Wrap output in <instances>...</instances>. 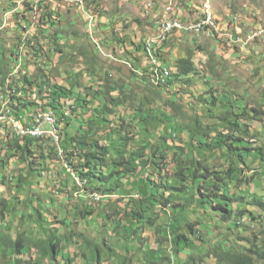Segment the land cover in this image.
I'll list each match as a JSON object with an SVG mask.
<instances>
[{"label": "rangeland", "instance_id": "rangeland-1", "mask_svg": "<svg viewBox=\"0 0 264 264\" xmlns=\"http://www.w3.org/2000/svg\"><path fill=\"white\" fill-rule=\"evenodd\" d=\"M170 3L173 5L171 8L175 16L181 13V18H178L186 20L185 22L196 18V10L203 4H208L207 16H215L220 26L225 24L229 34L240 39L233 43L218 37L197 38L191 34H182L181 37L178 34V41L170 38L172 46L166 48L161 46L164 51L163 57H167L166 52H169L172 61L184 55L191 57L200 70L198 76L188 79L191 83L185 89L188 92H183L186 95L183 96V93L178 91V85L172 89L177 95L176 101L178 96L182 98L183 107L181 106L179 113L153 99L151 91L147 89L152 87L147 86L149 85L145 81L147 79L140 76L144 68L137 63L142 60V50L137 53L138 50L135 48L144 40L158 34L160 31L158 21ZM164 16L165 19L169 17L168 14ZM258 31L264 34V0H0V97L9 99V106L15 109L21 104L26 105L27 102H42L36 93L28 98L19 94L15 96L14 90L24 81L25 72L31 78L45 74V79L52 84L64 85L74 91L75 87L71 88L68 82V78L71 79L72 83L81 87H77L76 93L83 95L84 99L88 95L91 101L88 103H92L90 109L93 112H90L93 116L88 114L85 119L99 123L103 128L102 132H106V135L104 133V136L99 138H102L101 145L108 150L109 163L111 160L114 161V157L120 158L122 152H140L146 143L161 146L166 152L170 146L183 143L186 139L184 126L188 120L187 115H193L189 108L195 103L193 95L213 91L223 96L228 95L230 101L228 106L236 101V107L232 109L235 113L242 111V105L246 106L245 119L236 120L241 126L239 130H243L245 122L248 126L247 132L241 135L251 149L243 152L242 158L249 161L255 150L259 155L258 159L264 162V154L261 156L257 151L259 148L264 150V37L257 35L259 40L253 38ZM245 42L248 43L246 46ZM57 48H60L62 53L57 52ZM162 56L163 64L168 62V59L164 61ZM122 62H126V66L133 69L135 74H130V70L122 65ZM169 65L165 66L170 70ZM103 78L113 83L124 82L123 85L127 84L134 96L138 95L140 98L149 96V101L153 105L156 102L157 107L163 104L164 113L168 114L167 118L159 116L161 123L155 130L141 117V114H146L147 107L136 111L131 118L125 115L128 108H116L108 96L107 99L102 96L96 99L93 97V89L99 84L100 86L108 84L99 81ZM76 93L73 92L74 97H77ZM104 101L112 110V115L104 116L94 112L97 108H102L100 104ZM153 105L149 104L148 108ZM65 111L70 112L69 109ZM171 118L174 119L176 126L179 123L183 129L180 130L178 127L179 131L174 132V138L167 136L166 131ZM66 120L68 118L63 121ZM89 120H82L81 123L88 124ZM121 125L128 128L124 133L120 132ZM43 129L47 130L48 126H44ZM85 129L81 127L82 131ZM149 133L156 134L157 139H148L146 135ZM164 134L167 139L162 142L161 137ZM62 138L65 139V136L62 135ZM3 141L4 139L0 138V145ZM1 150L5 157L0 162V176L5 178V183L2 185L0 181V239L9 240L10 237L13 239L18 234H24L23 239L29 238L31 241L30 251L22 259L13 257L12 261L6 249L0 248V264H12L14 260H21L20 264H51L48 259L44 260L39 256L47 237L46 230L58 232L62 246L67 250H62L64 253L59 254L61 257L59 264L67 262L111 264L112 260L119 263L122 260L120 256L124 246L133 247L137 251L133 250L130 255L127 254L129 257L127 264H148L156 258L163 259L167 254L171 256L169 240L165 244L157 239L162 240L164 235L172 239L173 226L180 218L183 221L199 222L203 226L200 227L202 232L199 234L202 239L200 253H208L214 244L220 243L226 249L229 248L230 253L236 255L241 253L250 256L248 249L252 248L258 253L254 254L253 263L264 264V212L250 205H233L236 209L249 210L255 219L234 217L228 221L222 217V213L211 209L197 214L190 211L187 215V212L179 211L183 210L181 207H175L179 210L162 205L152 207L148 205L152 190L149 188L142 191L140 179L147 180L151 174L153 175L149 176L151 180H157L159 177L155 176L157 171H153V167H143L141 161L145 160L143 158L131 180L124 183L122 182L124 179L116 181L115 177L109 184L114 189L119 182L130 194L122 196L108 192L107 198L97 202L89 197H83L80 193L74 194L71 198L68 192L62 191L59 187L64 184L66 177L63 170L52 174L44 173L41 178L30 175L24 185L20 184L18 180L27 174V169L16 158L9 157L4 147ZM168 154L166 169L161 174L169 178L173 164ZM188 156H191L190 153ZM215 157V155L212 157L214 164L219 159V156L218 159ZM157 163L158 166H162L161 162ZM227 163H222L223 169ZM261 165L262 163L255 164L251 170L243 165L245 173L253 175L246 188L236 190L242 196H246V202L251 200L249 194L257 193L258 197L264 196V171L261 172L263 170ZM53 166L57 167L55 163ZM101 186L107 187L106 183H102ZM230 187L233 188V185ZM160 193L167 198V191L160 189ZM186 197L177 198L181 201L180 205L186 201ZM3 201L6 205H3ZM141 205L144 209L143 220L137 223L134 218L128 216H131L132 210H139ZM89 206L93 209V215L83 216V210ZM2 208L4 213L1 212ZM148 220H152V223L148 224ZM134 230L137 232L135 239L126 238ZM137 239H141L142 242ZM94 247L100 252L99 262L93 259ZM147 250L150 252L146 253ZM2 252L8 256L3 257ZM220 252V249H217V253ZM116 253H119V256ZM180 258H185V255H181ZM182 260L184 259L177 261L180 263ZM197 264H215L214 254L212 258H205ZM223 264L231 262L225 261Z\"/></svg>", "mask_w": 264, "mask_h": 264}, {"label": "trees", "instance_id": "trees-1", "mask_svg": "<svg viewBox=\"0 0 264 264\" xmlns=\"http://www.w3.org/2000/svg\"><path fill=\"white\" fill-rule=\"evenodd\" d=\"M55 45H57V41L55 42ZM142 45L143 43L136 46V49L139 50ZM169 45L170 44H167V41H165L163 47H167ZM56 51L62 53L60 48H57ZM160 61H162V59L159 55V62ZM174 68L175 72L171 75V79H169L166 84H162L158 87L151 86L149 81L144 79L146 78L145 75L143 76V79L147 82V84H149L147 86L152 87L147 89L151 91L154 100H157V102L160 101V103L169 106L167 108H171L173 111L179 113L181 106L183 105L182 98L181 96H178L176 101L177 95L172 89L178 85V91H181L180 93L188 92V90H185L191 83L188 79L198 76L200 70L191 57L184 56L175 60ZM211 71L213 72L212 67ZM147 72L148 71L145 70L144 73ZM25 75L24 81H22L19 85V91L24 92L23 96L28 98L33 91H37L36 95L40 96L41 100H43L42 98L47 99L46 101L44 99V106L49 107V109L52 110L57 117L63 119L64 114L62 113L63 105H61V100L69 99L72 96V93L74 91L76 92V88L78 86L81 88L80 85H75V83H72L71 79L68 78L70 87H75L74 91H72L67 86L65 87L64 85L52 84L47 78L45 79V74L33 76L32 78L28 77L26 72ZM99 81H103V83L107 82L108 84H106V86H100L101 84H99L96 88H92L94 90L93 97L98 99L99 96H102L104 99H107L108 96L111 104L116 106L118 109L129 105L130 110L127 112L128 117L132 118L136 111H140L143 107H147L148 110L146 111V114H141V117L144 122L151 124L150 126H152L155 130L161 123L159 116L162 115L167 118L168 114L164 113L163 104L162 106L157 107L156 102H154L153 105V103L149 101V96H146L145 98H140L138 95L134 96L133 91L128 89L127 84L123 85L124 82H122V84H119L118 82L113 83L106 78ZM43 86L48 87V96H41V89H43ZM114 93L116 94L114 95ZM165 94H167V96ZM182 95L184 96L186 93H183ZM193 97L195 99V103L194 105L189 106L190 110L193 111V115H187L188 120L185 118V120H187L186 125L184 126L186 139L183 143H178L177 146H170L166 149L168 150L167 152L163 151L161 146H159L164 153H162L158 146H151L146 143L145 146L141 148L140 152H122L120 158L114 157V161L111 160L109 163L107 162L108 150L105 146L101 145L102 138H99L101 136L103 137L104 133L106 135V132H102L103 128L101 125L93 120H89L88 124L86 123L84 125L81 123V119L84 120L85 116L88 114L93 116V113L90 112L92 111L90 109V107H92V103H88V101L91 102L88 95L85 99L82 96L79 97L78 99L80 100V103L77 100H75V103L78 105L80 112L77 114L75 113L77 110H73L74 114L79 117L77 116L78 118L72 121L73 126L70 124H61L62 134L60 148L62 150V154L65 156V160L70 171L80 180V182H83V185L81 188H78L75 179L66 173L65 182L64 184H61L59 188L62 191L68 192L71 198L73 197L72 194L78 191V189L83 190L85 195H88L89 193L105 194L108 192L110 194L115 193L118 195L130 194L129 191L125 190L124 185L119 182H117L115 185L116 188L114 189L111 188L109 184L115 177L117 178L116 181L120 178L124 179L122 180L124 183L131 180L133 178L134 171L137 170V166H135L136 162H139V160L143 158L145 159L141 160L143 161V167H153V171H157L155 176L159 177L157 180H151V178H149V176L152 175L151 174L148 175L146 178L147 180L140 179L141 189H143L142 191H146L149 188L152 190L151 193L153 196L151 197L148 205L167 206L171 204V209L175 210V207H181L183 210H176L185 211L187 212V215L190 211L197 214L200 211L203 213L204 210L206 211L211 209L215 212L222 213V217L228 221L234 217L240 219L242 217H249L254 220L255 218L249 210H242L240 208L236 209L233 206L250 205L261 212H264V196L258 197L257 193H252L249 194V198L251 199L250 202H246V196H242L240 192L236 191L239 188H246L253 179V175L249 176L245 173L243 165H246V167L251 170V167L255 164L262 163L261 166H263V170H261V172L264 171V162L262 159H258L259 155L255 150V154H253L249 161L242 158L243 152H248L249 149H251L249 145L246 144L245 138L241 135V133L247 132L248 126L247 122H245L243 125L244 128L246 127V130H244V128L243 130H239L241 126L237 124L236 120L245 119L244 115L246 113V106L242 105V111L240 113H235L232 109H235L237 102L234 101L230 106H228L230 103L229 96H223L222 94L213 91L202 92L193 95ZM224 100L225 102H223ZM149 104H152L156 111H154L153 106H149V109ZM100 105L102 108H97L94 112H99L104 116L113 114L112 110L108 108L106 101ZM30 107H33V104H30ZM149 110L151 111L148 112ZM61 122L62 120L60 123ZM174 122V119L171 118L166 128L167 136L172 138L175 137L174 132L179 131L178 127L180 130L182 129L179 123H177L176 126ZM81 127L86 129L82 131ZM97 129L99 130L96 131ZM119 129L120 132L124 133V131L128 128L121 125ZM68 130H70V132ZM62 135L65 136V139L62 138ZM146 137H148V139H157L156 134L149 133ZM166 139L167 137L164 134L161 137V141L164 142ZM6 147L9 157L16 158L27 169V174L24 177L21 176L18 180L20 184L23 183L24 185L30 175H36V177H38L41 174V171H46L48 173L59 171V158L54 147H50L49 151L44 149L38 151L35 148V142L32 140L19 141L14 139H9ZM257 151L261 153V156L262 153L264 154V150L262 148L257 149ZM189 153L191 156H188ZM218 153L223 154L218 155ZM167 154L171 156L170 161L173 164L171 169L172 173L169 178L168 176H163L161 174V172L166 169L165 166L167 165V160L169 159L166 157ZM214 155L216 156L215 159H218L217 156H219L217 163L220 165L213 163L212 157ZM159 156H161L160 159ZM157 162H161L162 166H158ZM223 162H228L225 169L222 168ZM53 163H57V167L53 166ZM0 179L1 183L4 184L5 178ZM68 179L70 181H68ZM102 183H106L107 187H102ZM230 185H233V188H231ZM160 189L168 191L169 196L164 198L160 193ZM186 195H189V197H186ZM178 197H186V201L180 205L179 203L181 201L177 200ZM142 205L139 210H132L130 214L131 216H128L129 218H134L137 223H140L143 220L144 209H142ZM1 212L4 213V209H1ZM92 212L93 209L89 206V208H85L83 210L82 215L90 216ZM147 223L151 224L152 220H148ZM175 225L173 226L174 236L172 243L175 246L176 252H184L193 245V243L189 241L188 234L193 236L196 234L197 230L193 229V226L197 225V222L192 223L188 220L183 221L180 218V221L175 223ZM46 231L47 237L42 244L39 256L41 259H48L51 264H59V254L64 253L62 251L64 248L60 244L59 234L53 230ZM23 235L24 234H18L13 239L10 237L9 240L0 239V248L4 247L6 249L9 256L12 257V261L13 257H21L20 259H22L30 251L29 244L31 240L29 238L23 239ZM130 235L131 233L127 237ZM138 241L142 242L141 239H138ZM146 244L147 243L144 244V248H146ZM38 245L41 244L38 243ZM218 246L219 244L214 247L216 248ZM218 249H220L221 252L217 253V249L215 250V264H223L225 261H230L231 264H254L253 256H255L254 254H258L252 248L248 249V252L251 253L250 256L243 255L241 253L237 255L230 253V250H224L222 245ZM122 250L123 251L120 256L122 260L119 263L117 262V264H127V259H129L127 254L130 255L131 250L133 251L134 248L124 246L122 247ZM149 252V250L146 251V253ZM7 253L2 252L1 255H3V257H7ZM99 256L94 255V261L99 262ZM63 257H65V255H63ZM189 259H191V256ZM192 260L195 262L194 258H192ZM20 263L21 260H14L12 264Z\"/></svg>", "mask_w": 264, "mask_h": 264}, {"label": "clouds", "instance_id": "clouds-1", "mask_svg": "<svg viewBox=\"0 0 264 264\" xmlns=\"http://www.w3.org/2000/svg\"><path fill=\"white\" fill-rule=\"evenodd\" d=\"M204 5L205 4H203L202 5V7L201 8H198L196 11V18H194V19H189V20H192V21H195V22H197V21H200V20H202L203 18H205L206 16V13H204V10H205V8H204ZM180 14L181 13H179L178 15L180 16ZM211 15V14H210ZM181 17V16H180ZM212 17V19H213V21H214V24H215V28H217L216 29V31L214 32L213 30H212V33H213V35H211V36H207V37H211V38H215V37H218V38H223L225 41L226 40H229V41H231V42H233V43H237L238 41H240V39L239 38H234L231 34H229V29H228V27H226L225 26V24H222L221 26L219 25V23L217 22V19H216V17L215 16H211ZM160 21V20H159ZM158 21V22H159ZM183 21H185V20H183ZM218 21H219V19H218ZM217 30H218V32H217ZM217 33H222L223 35L222 36H219ZM258 33H259V31H258ZM175 34H179V35H181V37H182V34H191L193 37L195 36V35H193L192 33H187V32H183V31H179V32H175V33H173L171 36H173V35H175ZM171 36H169V38L171 37ZM202 36H206V35H202ZM259 36H261V38H263L264 37V34H262V35H259ZM195 37H197V36H195ZM199 37V36H198ZM197 37V38H198ZM169 38L166 40V41H168L169 40ZM253 38H258V37H256V36H254ZM260 38H258V40H259ZM144 42H145V40L142 42L143 43V45H144ZM248 43H246L245 42V46L247 45ZM143 45H142V47H141V50H142V58H143V61H144V64H143V68H144V71L142 72V74L140 75V76H144L145 75V77H146V79L149 81V84L151 85V86H153V87H158V86H160V85H158V84H154L152 81H151V69H150V66H149V64H148V62H147V60H146V57H145V54H144V51H143ZM163 46V45H162ZM244 46V47H245ZM136 47V46H135ZM138 50V49H137ZM162 50V48L160 49V51ZM139 51V50H138ZM159 55H161V52H159ZM184 57H186V56H184ZM158 60H159V57H158ZM194 61V60H193ZM162 61H160L159 62V66L160 67H164V68H166V66H164V64L163 63H161ZM126 62H122V65H124L125 67H127L126 66ZM163 64V65H162ZM128 68V67H127ZM129 70H130V74L131 73H133V75L135 74L134 73V71H133V69H131V68H128ZM145 70H147L148 72L147 73H144L145 72ZM166 70L168 71V74H169V76H168V78H167V82L169 81V79H171V75L175 72V68H174V64H173V66L172 67H170V70L169 69H167L166 68ZM166 82V83H167ZM165 83V84H166ZM19 86H18V88L16 89V90H14V94H15V96H17L18 94L19 95H23L24 94V92L23 91H19ZM26 88V87H25ZM43 89H44V91L42 92L44 95L43 96H48V93H49V90H48V87L47 86H43ZM43 89H41V91L43 90ZM77 89V88H76ZM35 93H37V91H33V93L32 94H35ZM76 93V92H75ZM28 94H29V92H28ZM77 94V97L79 98V97H81V96H83V95H81V94H78V93H76ZM29 97H31L30 95H29ZM77 97H74V95H73V93H72V96L69 98V99H63V100H61V105H63V108H62V113L64 114V118L63 119H61V118H59V117H57L56 116V114L52 111V110H50L49 109V107H47V106H44V104H43V102H44V99L45 98H42L43 100H41L42 102H33V101H31V102H27V104L25 105V104H21V106L19 107V108H17V109H15V108H12V107H10L9 106V99H7V98H3V97H0V117L1 118H3L2 119V121H0V138L1 139H4V141H3V144H1L0 145V162L2 161V159L5 157V156H3V154H2V148L4 147L5 148V152H7L8 153V150H7V147H6V144H7V141L9 140V139H14V140H19V141H21V140H32V141H34L35 142V148H36V150H41V149H44V150H48L49 151V148L50 147H54L55 148V150H56V152H57V155H58V163H60V168H59V170H63L64 172H65V174L67 173V174H69L70 175V177H73L74 179H75V182H76V185H77V187L78 188H81L82 187V185H83V182H80V180L70 171V169H69V167L67 166V162H66V160H65V156L62 154V150H61V148H60V141H61V134H62V131H61V129H62V127H61V124H70V125H72L73 124V120H75L76 118H78L79 116L78 115H76V114H74V112H73V110L74 109H76L77 110V112H75V113H79L80 112V110H79V107H78V105H76V103H75V100H77V101H79V103H80V100L77 98ZM77 98V99H76ZM47 99H45V101H46ZM30 104H33V107H30ZM80 106V105H79ZM18 107V106H17ZM125 109L126 108H128L127 109V112L130 110L129 109V107H124ZM65 109H69L70 110V112H66L65 111ZM127 112L125 113V115L127 114ZM48 113H50V115L51 116H53V118H54V121H55V127H56V130H57V135H58V144L57 145H55L54 143H53V140L50 138V136L48 135V133H49V131H51V127L48 125V124H46V123H42V117L45 115V114H48ZM78 116V117H77ZM81 116V115H80ZM92 117V116H91ZM124 117V116H123ZM65 118H68V120H66V122H64L63 120L65 119ZM17 121V122H19L21 125H23V126H26V127H29L30 129H34V128H36V127H38L39 128V131L41 132L37 137H20V136H17L14 132H13V130L11 129V121ZM62 120V122L60 123V121ZM83 119H81V121H82ZM84 120H89V119H85L84 118ZM78 121V120H77ZM125 121V120H124ZM44 126H48V129L47 130H44L43 129V127ZM73 126V125H72ZM144 147V146H143ZM142 147V148H143ZM252 147V146H251ZM141 160V159H140ZM139 160V162H136V164H135V166H137V169H138V166L140 165V163H141V161ZM57 164V163H56ZM25 167V166H24ZM41 171V170H40ZM44 173H48V172H46V171H41V174L38 176V178H41L43 175H44ZM48 174H52V173H48ZM26 175V174H25ZM0 178H4L3 176H0ZM2 184V183H1ZM3 185V184H2ZM165 191V190H164ZM168 192V191H167ZM76 193H80L83 197H89V198H91L92 200H94V201H100L101 199H103V198H107L108 197V195L105 193V194H101V193H89L88 195H85V193H84V191L83 190H80V189H78V191H76V192H74V194H76ZM74 194H72V196L74 195ZM128 195V194H127ZM151 195V194H150ZM123 196V195H122ZM129 196H132V195H129ZM153 196V195H152ZM152 196H149V200H148V204H149V202H150V199H151V197ZM168 196H169V192H168ZM167 196V197H168ZM109 197L111 198V195L109 194ZM82 202H85V201H82ZM3 205H6L5 203H4V201H3ZM171 205V204H170ZM170 205H167V206H163V207H166V208H170ZM158 205H156V206H152V207H157ZM2 209H4V208H2ZM93 215V212H92V214L89 216V217H91ZM242 218H244V217H242ZM192 223H195V222H192ZM198 224H199V222H197ZM176 226V225H175ZM200 227H203L202 225H200L199 224V226H196V227H193V229H196L197 230V232H196V234L193 236V235H189L188 234V238H189V241L191 242V243H193V245H192V247H189L188 249H186L184 252H176L175 251V246H174V244L172 243V239L171 238H168L167 236H163L164 238H162V240H160V239H157L158 241H160V242H164L165 244L166 243H168V240H169V242H170V244H171V249H172V254H171V256L169 255V254H167V248H166V257H164L163 259H161V260H159V258H156V260H154L153 262H150L151 264H161L162 262H165V263H167V264H197V263H199V262H201L202 260H204L205 258H208V257H213V254H214V258H215V250L216 249H218V248H220L221 247V245L223 246V249L224 250H226V251H228L229 250V248H225L224 247V245L223 244H219V246L218 247H214V246H216V245H218V244H214V246L212 247V249L208 252V253H200V251H201V248H200V245H201V243H202V239H201V236L199 235L201 232H202V230L200 229ZM176 228H177V226H176ZM175 228V229H176ZM186 231V230H185ZM135 233H137L135 230H134V232L133 233H131V235L129 236V237H126V238H128V239H135ZM172 234H173V231H172ZM174 236V235H173ZM60 240H61V238H60ZM62 241V240H61ZM61 241H60V243H61ZM137 241H138V239H137ZM63 245V243H61V246ZM63 247V246H62ZM169 247V246H168ZM64 248V247H63ZM118 248H120V245L118 246ZM121 249H119L118 251H120ZM134 251H136V250H134ZM131 252H132V250H131ZM137 252V251H136ZM216 252H217V250H216ZM117 255H118V253H116ZM67 255V254H66ZM92 255H93V259H94V255H100V252H99V250L97 249V247H94L93 248V251H92ZM181 255H185V258H180L181 257ZM119 256V255H118ZM191 256V259H189V257ZM100 257V256H99ZM117 257V256H116ZM60 259H61V257H59ZM192 258H194L195 259V262L192 260ZM179 259H184V260H182V262H178L177 260H179ZM146 260V259H145ZM144 260V261H145ZM189 260V261H188ZM96 262H98V261H96ZM215 262H216V258H215ZM115 263H117V261H115V260H112V263L111 264H115ZM67 264H68V262H67ZM71 264H74V263H71Z\"/></svg>", "mask_w": 264, "mask_h": 264}, {"label": "bare ground", "instance_id": "bare-ground-1", "mask_svg": "<svg viewBox=\"0 0 264 264\" xmlns=\"http://www.w3.org/2000/svg\"><path fill=\"white\" fill-rule=\"evenodd\" d=\"M206 5V4H205ZM172 5H168L166 8L165 13H163L162 18L158 22L160 31L157 35L153 36L152 38H148L147 41L150 42L148 45V51L143 48L146 60L150 66L152 72H155V77L151 76V80L154 84L162 85L168 78L169 74L166 68L160 67L161 71H157V65H159V52L158 51V42L159 44H164L165 41L175 32L183 31L187 33H192L195 36H202L205 31V26H209V36L213 35L212 30L215 32L217 28H215V24L213 19L210 16H206L200 21H192L189 20L187 22L179 19L180 16H175L176 14L171 8ZM205 13V12H204ZM165 14H168V19H165ZM181 18V17H180ZM192 31V32H190ZM218 32V30H217ZM218 34V33H217ZM11 129L13 132L21 137L20 130H16L15 127L11 124ZM40 133H28L25 136L27 137H37ZM24 136V137H25ZM53 143L56 145V140H53ZM123 216V215H122Z\"/></svg>", "mask_w": 264, "mask_h": 264}, {"label": "built area", "instance_id": "built-area-1", "mask_svg": "<svg viewBox=\"0 0 264 264\" xmlns=\"http://www.w3.org/2000/svg\"><path fill=\"white\" fill-rule=\"evenodd\" d=\"M170 5H172V3H170ZM173 6V5H172ZM204 12L206 13V16L208 15V12H207V9H208V4L204 5ZM159 25H162V24H159ZM209 26H205V31L200 34V35H206V36H209ZM192 32V31H190ZM263 33L261 31H259V33L255 34V36L257 35H262ZM150 42L147 41V39L145 40L144 42V45H143V48L145 50L148 51V45H149ZM163 44H159L158 42V51H160V48ZM157 71H161L160 70V66L157 65ZM151 76L155 77V72H151ZM167 82V79L165 77V82L164 84ZM3 118L0 117V121H2ZM42 123H46L48 124L50 127H51V131H49L48 135L50 136V138L52 140H56V145L58 144V135H57V130H56V127H55V121H54V118L53 116L50 115V113L48 114H45L43 117H42ZM11 124L15 127L16 130H20L21 132V137H24L26 134L28 133H41L39 131V128L36 127L34 129H30L29 127H26V126H23L21 125L19 122L17 121H11Z\"/></svg>", "mask_w": 264, "mask_h": 264}, {"label": "crops", "instance_id": "crops-1", "mask_svg": "<svg viewBox=\"0 0 264 264\" xmlns=\"http://www.w3.org/2000/svg\"><path fill=\"white\" fill-rule=\"evenodd\" d=\"M172 37H173V41H174V40H177V41H178V39H177V38H178V37H177V34L171 36L170 38H172ZM170 38H169V40L167 41V44H170V42H171V41H170ZM181 39H182V38H181ZM173 41H172V42H173ZM170 45L172 46V44H170ZM170 45H169V46H170ZM169 46H167V47H169ZM135 48H136V47H135ZM163 48H166V47H163ZM163 48H162V50H161V51H162V52H161V55H162V53L164 52V51H163ZM135 50H136V49H135ZM135 50L132 51L131 53L133 54V52H135ZM139 52H141V48L139 49V51H137V53H139ZM163 54H164V53H163ZM166 54H167V57H163V58H164V61L168 59V62L164 63V66H165V65L168 66V65L170 64L169 67H172L173 64L175 63V60H176L177 58L174 59V61H172L171 58H170V56L168 55V52H166ZM161 55H160V57H161ZM184 56H185V55H184ZM170 60H171L172 62H171ZM137 63L140 65V67H142L143 64H144L143 58H142L141 62H137ZM161 63H163V62H161Z\"/></svg>", "mask_w": 264, "mask_h": 264}]
</instances>
